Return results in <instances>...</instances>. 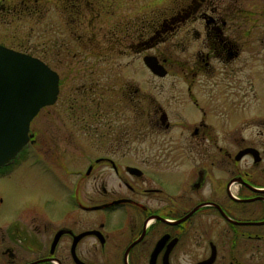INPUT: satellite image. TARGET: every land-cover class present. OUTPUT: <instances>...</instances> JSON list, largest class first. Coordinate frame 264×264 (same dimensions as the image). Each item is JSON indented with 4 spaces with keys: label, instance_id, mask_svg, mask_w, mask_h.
I'll list each match as a JSON object with an SVG mask.
<instances>
[{
    "label": "flooded vegetation",
    "instance_id": "af4514ba",
    "mask_svg": "<svg viewBox=\"0 0 264 264\" xmlns=\"http://www.w3.org/2000/svg\"><path fill=\"white\" fill-rule=\"evenodd\" d=\"M51 1L67 30L87 16L97 33L100 0ZM178 1L116 39L142 64L156 58L166 74L150 75L171 78L162 98L118 90L114 116L88 108L92 132L76 128L71 105L67 162L46 159L28 127L0 168L17 181L18 168H38L51 183L41 201L0 196V264H264V7ZM162 46L178 53V74Z\"/></svg>",
    "mask_w": 264,
    "mask_h": 264
},
{
    "label": "rangeland",
    "instance_id": "374dc122",
    "mask_svg": "<svg viewBox=\"0 0 264 264\" xmlns=\"http://www.w3.org/2000/svg\"><path fill=\"white\" fill-rule=\"evenodd\" d=\"M95 4L101 10L95 24L100 28H95L97 33L91 34L85 31L87 16L81 18L76 31L67 30L65 19L56 14L51 0H41L38 4L34 0H0V45L41 60L58 76L56 102L41 109L29 126L35 136L43 140L41 145L47 144L41 150L44 157L58 160L53 161L56 167L62 166L65 159L72 156L70 147L66 146L67 128L72 127L67 116L71 105L79 107L78 112L72 114V122L83 131L90 123L88 108H100L106 118L112 113L114 116L118 90L138 88L142 93L153 92L159 99L169 89L171 78L164 80L150 75L140 61L141 57L137 58L128 49L131 40L123 39V45L118 48L116 39L126 37L128 33L125 31L139 26L142 20L152 19V16L161 19L165 12L177 10L179 1L100 0ZM251 5L255 10L259 9L264 7V0H252ZM117 26L121 32L115 34L112 31ZM91 38H94L92 43L89 41ZM155 52L169 56L163 46ZM169 57L174 64L169 73L178 74V61L174 62L179 58L178 53L173 52ZM179 89L178 84L172 90ZM100 129L99 133L106 132ZM127 129L128 126L118 128V133ZM85 130L92 132V129ZM18 170L26 176L20 181L0 179L3 201H10L12 192L26 196V201L44 200L38 192L51 184L44 174L38 168L22 166Z\"/></svg>",
    "mask_w": 264,
    "mask_h": 264
},
{
    "label": "water",
    "instance_id": "95a60500",
    "mask_svg": "<svg viewBox=\"0 0 264 264\" xmlns=\"http://www.w3.org/2000/svg\"><path fill=\"white\" fill-rule=\"evenodd\" d=\"M143 64L157 77L166 74L154 57L146 56ZM57 96L58 76L50 67L0 45V168L28 143L31 121Z\"/></svg>",
    "mask_w": 264,
    "mask_h": 264
}]
</instances>
